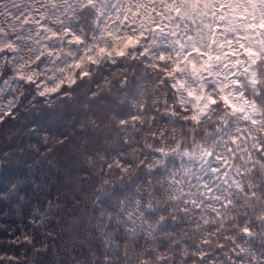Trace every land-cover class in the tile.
I'll return each mask as SVG.
<instances>
[{"label": "clouds", "instance_id": "9594fccd", "mask_svg": "<svg viewBox=\"0 0 264 264\" xmlns=\"http://www.w3.org/2000/svg\"><path fill=\"white\" fill-rule=\"evenodd\" d=\"M0 264H264V0H0Z\"/></svg>", "mask_w": 264, "mask_h": 264}]
</instances>
